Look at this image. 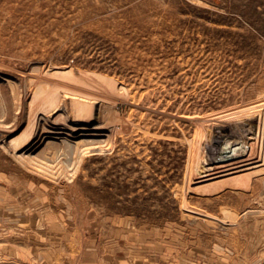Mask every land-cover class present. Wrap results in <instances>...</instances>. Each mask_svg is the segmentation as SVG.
<instances>
[{"label":"rangeland","instance_id":"374dc122","mask_svg":"<svg viewBox=\"0 0 264 264\" xmlns=\"http://www.w3.org/2000/svg\"><path fill=\"white\" fill-rule=\"evenodd\" d=\"M0 176L29 188L0 200V264L25 263L27 235L169 264L173 238L250 232L264 0H0Z\"/></svg>","mask_w":264,"mask_h":264},{"label":"crops","instance_id":"0c3cea01","mask_svg":"<svg viewBox=\"0 0 264 264\" xmlns=\"http://www.w3.org/2000/svg\"><path fill=\"white\" fill-rule=\"evenodd\" d=\"M2 182L0 183V200H3V196H10L13 198L15 195H19L20 190L24 187H20L18 178L7 177L5 182L3 177L0 176ZM15 180V181H14ZM5 183V185L3 184ZM27 194L29 188L23 189ZM11 208V207H10ZM14 209V207H12ZM21 209H17L19 211ZM23 212L32 211L31 208L26 207ZM28 217L29 215L26 214ZM33 217V216H32ZM29 220V218H28ZM252 225L250 232L240 233L237 235H230L226 237H218L221 241L218 242L219 246L217 250L211 251L203 250L202 252H195L192 246H189L188 238L187 243L179 244V240L171 241V251L166 254L169 264H259L260 259H264V217L252 218ZM28 247L25 263L23 264H159L157 259L163 258L162 252H139L132 253V250H103L98 245L88 244L85 250L78 252L72 258L63 255V252H52L47 248L40 249L36 252L32 242L35 241V237L27 235ZM223 243H229L230 245H224ZM225 247H224V246ZM102 247H105L102 244ZM129 247L127 245L124 246ZM130 248V247H129ZM30 249V250H29ZM154 259L153 261H150ZM163 264V263H162ZM168 264V263H167ZM264 264V263H263Z\"/></svg>","mask_w":264,"mask_h":264}]
</instances>
